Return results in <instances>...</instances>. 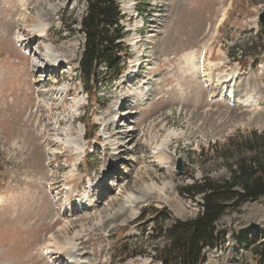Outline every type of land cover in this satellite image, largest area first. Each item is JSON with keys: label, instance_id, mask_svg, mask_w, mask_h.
Listing matches in <instances>:
<instances>
[{"label": "rangeland", "instance_id": "374dc122", "mask_svg": "<svg viewBox=\"0 0 264 264\" xmlns=\"http://www.w3.org/2000/svg\"><path fill=\"white\" fill-rule=\"evenodd\" d=\"M120 8L125 70L111 80L104 65L100 83L91 86L80 70L84 0H0V264H66L51 262L49 242L68 256L78 235L88 241L77 242L83 264H161L157 250L167 241L160 228L202 210L203 197L189 198L184 188L204 179L230 181L231 163L261 152L264 0H121ZM25 13L21 36L31 28L41 37L26 50L17 33ZM259 35L261 55L251 50ZM47 49L64 63L49 76L41 72ZM208 63L217 66L211 83L203 78ZM228 71L235 86L215 88ZM248 93L252 103L262 102L257 109L244 106ZM77 94L81 109L73 102ZM108 121L115 124L106 141ZM80 134L84 152L77 162L76 149L58 140ZM169 137V150L152 158ZM108 143L113 147L106 150ZM120 146L122 162L111 164L109 155ZM63 186L73 188L68 200ZM122 187L143 190L123 212L125 200L116 201ZM216 230L218 247L207 249L201 264H259L264 197L228 209ZM123 245L137 256L123 257Z\"/></svg>", "mask_w": 264, "mask_h": 264}, {"label": "trees", "instance_id": "16d2710c", "mask_svg": "<svg viewBox=\"0 0 264 264\" xmlns=\"http://www.w3.org/2000/svg\"><path fill=\"white\" fill-rule=\"evenodd\" d=\"M84 1L87 14L81 24V32L85 36L86 47L80 70L85 83L96 86L100 83L97 79L102 73V66L107 65L110 69L111 80L124 71L122 57L128 55L122 46L125 32L121 21L124 16L120 8L121 0ZM75 24L71 23L67 29L74 32ZM261 37L258 36L256 43L252 41L251 50L259 52ZM258 63L259 57L256 59ZM261 141L259 154L240 157L230 164V181L218 183L204 179L184 188V194L189 198L203 197L202 210L195 219L176 220L170 227L160 228L167 241L162 250H157L161 264H201L204 251L218 247L216 223L227 210L264 197V138ZM126 245L121 246V255L126 258L137 256L132 246ZM256 259L259 264H264V250L256 253Z\"/></svg>", "mask_w": 264, "mask_h": 264}, {"label": "bare ground", "instance_id": "6f19581e", "mask_svg": "<svg viewBox=\"0 0 264 264\" xmlns=\"http://www.w3.org/2000/svg\"><path fill=\"white\" fill-rule=\"evenodd\" d=\"M19 23H20V26H22V28L19 29L18 32H17L18 33V44H19L18 47H20L21 49H25L26 50V49H29L30 48L29 46L33 45V41L32 40H35L34 42L37 43V41L41 40V37L39 36V34L36 33V30L37 29H34L33 30L31 28L28 30L29 33H28V37L27 38L24 39V37L21 36V31L22 30H26L27 24H28V20H27L26 13L20 18ZM37 28H39V27H37ZM46 29H48L47 26H44V27H40L39 28L40 31H44ZM33 32H35V33H33ZM46 52H45L46 54H43L41 56V61H42L41 72H42L43 75L45 73L48 75V72H49V70L51 68H55L56 69L59 64H61V63L64 64L62 62V57L60 55L58 56V52H54L51 49H47ZM206 66H207L206 70H205V67H204V70H203V73H204L203 78H204V80L206 78H210L209 80H207L205 82H207V83L210 82L211 83V80H212V78H211L212 71H214L217 68V66H212L210 63H208ZM68 68H70V67H68ZM69 70L70 69H67L65 72H68ZM208 72H209V74H208ZM229 73L230 72L228 71V73H226L224 76H222L220 78L218 77V80L214 81L216 83L215 88L222 89L221 91H225V89H228V88L232 89V87L235 86V84H236V75H235V73H230V74ZM133 74L134 73H129L128 74V77L129 76L131 77ZM227 93H228V91H227ZM234 93H235V91H234ZM229 97L230 98L231 97H235V94L234 95L231 94V95H229ZM245 98H247L246 104L244 103L245 104L244 105L245 107H251V109H257L258 108L257 106H259L260 104H262V102H261L258 105L257 100H255V102L252 103L253 99H255V98H253V95H251L250 93H248L245 96ZM73 102H74V105L76 107H78L79 109L83 108V105H82V102H81V99H80V95L79 94H77L75 96V100H73ZM244 102H245V100H244ZM127 106H130V105H127ZM114 124H115V121H114V123L108 121L106 123L105 127L103 126L105 129H104V134L102 136L103 137L102 139L105 138L106 141H107L108 139L111 140V138H113L112 137L113 136V133L111 132V129L114 126ZM114 133H115V131H114ZM65 137L59 139L58 140V143L61 146H63L64 148H75L76 151H77V156H78L77 162H80L81 155L84 152V149L81 147V142L82 141L80 142V140H83L84 141L85 139L83 138V136L81 134H80V137L73 138V139L72 138H68V137L65 138ZM169 139H171V138L169 137V138H167L163 142V145L160 146V148L157 150L158 153L155 156H153L152 158H154V159H160V158L163 157L162 150L164 148H167V150H169V146H170ZM48 143H49V145H51L52 141H48ZM110 146L113 147V145L111 143H108L107 146H106L107 147L106 150L111 149ZM119 148H118V150H116V152H119V154L112 152V154L109 155L110 163L111 164H114V163L118 162L117 163L118 166L122 162V161H120L121 159L119 157L122 155L121 149H123V146H122V148H121V146ZM111 164L110 165L108 164L109 167L106 165L105 171H104V175L107 174V173H109L111 171L110 170V169H112L111 168V166H112ZM118 166H114L113 165V170H118ZM109 175L110 174H108V176ZM102 177H104V176L102 175ZM100 180L103 181V179H100ZM90 184L92 185L91 181H90ZM99 184L97 183L98 186H101ZM53 186H56V185L54 184ZM95 188L98 189L96 186H95ZM61 190L62 191H61L60 194H63V200H68V196L70 195V192L73 190V188L72 187H68V186H63ZM141 191H143V190L132 191L128 187H122L121 188V190L119 192V196H117V198H116V201H119V200H123L124 201L125 200V202H124V204L122 206V212H123L124 207H125L126 204H127L126 206L130 205V206L127 207V209L132 208L131 207V204L132 203L134 204V203H136L138 201L139 195H140V192ZM59 192H60V190H59ZM85 202H86V199L84 201H81L80 202L81 208H84L85 207V204H84ZM86 208H87V206H86ZM83 210H85V209H83ZM261 228L262 227H260V226L254 228L253 233L258 232L259 229H261ZM85 239L86 238L84 236L78 235V237L74 241L69 242V246H68L69 247L68 248L69 255L68 256H65L66 253L63 252V251H61L56 246V244L54 242H52V243L49 242V246H48L47 250L48 251H51V253H52L51 258H50L51 259V262H53V263L56 262L57 263L58 261H63L64 260V261H66V264H83L80 261V257L81 256L79 254L81 253V250L78 248L79 246H77V242L78 241H81L83 244H87L88 241L86 242Z\"/></svg>", "mask_w": 264, "mask_h": 264}, {"label": "water", "instance_id": "95a60500", "mask_svg": "<svg viewBox=\"0 0 264 264\" xmlns=\"http://www.w3.org/2000/svg\"><path fill=\"white\" fill-rule=\"evenodd\" d=\"M259 22H260V24L264 25V10H263V12L260 14V16H259ZM177 169H178L179 171H181V172L183 171L182 160H179V161H178Z\"/></svg>", "mask_w": 264, "mask_h": 264}]
</instances>
